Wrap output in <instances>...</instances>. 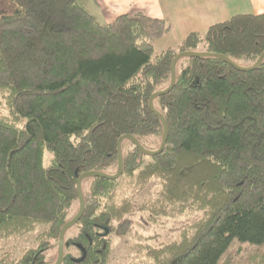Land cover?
I'll use <instances>...</instances> for the list:
<instances>
[{"label":"trees","instance_id":"trees-1","mask_svg":"<svg viewBox=\"0 0 264 264\" xmlns=\"http://www.w3.org/2000/svg\"><path fill=\"white\" fill-rule=\"evenodd\" d=\"M9 1L18 12L0 17V242L35 236L0 264H54L59 232L79 210L78 177L113 176L125 135L159 149L163 126L148 101L169 86L173 59L202 46L251 67L264 52V14L233 16L156 53L169 31L162 20L136 13L101 24L77 0ZM153 106L168 128L164 150L146 156L123 140L120 177L82 181L85 210L64 236L62 264H110L111 238L131 234L137 215L157 225L201 213L173 240L135 245L139 258L126 264H218L234 241L264 244V59L241 72L182 58ZM245 264H264V254Z\"/></svg>","mask_w":264,"mask_h":264},{"label":"crops","instance_id":"crops-1","mask_svg":"<svg viewBox=\"0 0 264 264\" xmlns=\"http://www.w3.org/2000/svg\"><path fill=\"white\" fill-rule=\"evenodd\" d=\"M77 4L101 24L136 13L164 21L168 33L153 42L159 50L174 48L189 34L202 35L233 16L264 14V0H77Z\"/></svg>","mask_w":264,"mask_h":264},{"label":"rangeland","instance_id":"rangeland-1","mask_svg":"<svg viewBox=\"0 0 264 264\" xmlns=\"http://www.w3.org/2000/svg\"><path fill=\"white\" fill-rule=\"evenodd\" d=\"M17 8L9 0H0V17L5 15H13L17 13ZM203 35V34H202ZM154 51L159 53L163 50L155 48ZM203 51V47L199 46L197 52ZM0 106H2L0 104ZM51 160V155L48 152L44 153V165H48ZM201 213L188 214L176 218L159 219L157 225H150L146 222L145 217L137 215L132 217V233L126 237L111 238L112 255L110 264H126L128 262L137 261L138 256L133 252V247L137 244H148L157 246L168 240L177 238L179 230L186 225H189L197 219ZM32 234L10 238L0 242V257L5 252L17 253L22 249L31 247L34 242ZM147 237L153 239L145 240ZM254 253L264 254V244L261 246H254L249 244H241L239 242H232L230 247L221 257L218 264H245L248 257Z\"/></svg>","mask_w":264,"mask_h":264},{"label":"water","instance_id":"water-1","mask_svg":"<svg viewBox=\"0 0 264 264\" xmlns=\"http://www.w3.org/2000/svg\"><path fill=\"white\" fill-rule=\"evenodd\" d=\"M191 57H214V58H218V59L222 60L223 62L227 63L229 66L233 67L235 70H238L241 72H250V71H254L258 68V66L260 65V63L264 59V52L259 56V58L256 60V62L251 67H247V68L235 65L234 63H232L230 60H228L224 56L216 55V54H210V53L184 52V53L178 54L173 59L172 64H171L169 86L165 90L159 91V92L153 94L148 101L149 110L160 120V122L162 123V126H163V136H162V140H161V144H160L159 149L157 151H154V152L146 151L139 145V143L132 136L125 135V136L121 137L117 142L118 167H117V172L113 176H109V175L99 173V172H85V173H82L78 177L77 182H76V193H77L78 202H79V210H78L77 214L75 215V217L72 218L69 222H67L61 228V230L59 232L57 259H56L54 264H62L64 236H65L66 232L69 229H71L81 219V217L84 213L85 204H84V199H83L82 190H81L82 181L84 179H87V178H102V179H106V180L118 179L122 173L121 142L123 140L131 141L134 144V146L142 154H144L146 156H156L164 150L166 140H167V135H168V128H167V124H166L165 120L163 119V117L158 112L155 111L154 106H153V101H154V99H156L158 97H161V96L168 94L173 89L174 84H175V66H176L177 62L182 58H191Z\"/></svg>","mask_w":264,"mask_h":264}]
</instances>
